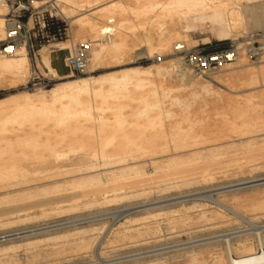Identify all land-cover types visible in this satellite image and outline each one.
I'll return each mask as SVG.
<instances>
[{"label":"bare ground","instance_id":"bare-ground-1","mask_svg":"<svg viewBox=\"0 0 264 264\" xmlns=\"http://www.w3.org/2000/svg\"><path fill=\"white\" fill-rule=\"evenodd\" d=\"M0 7L6 6L0 4ZM56 8L64 18L74 24L77 37L87 36L92 42L90 64L94 66L108 58L118 60L124 55L133 54L141 47L150 55L169 53L177 43L191 49L188 47L191 39L188 32L197 25L208 23L210 27L217 29V36L223 39H236L247 23L264 28V0H56ZM6 11L0 8V40L5 34ZM201 41L208 42L209 39L202 38ZM55 48L54 52L60 53L68 48V43L59 42ZM13 56L9 58L3 53L0 54V88L4 85L14 87L13 83L22 77L24 79L29 71L24 45L18 48ZM42 60L58 79L69 76L62 74L66 68V59L65 63L59 62L57 65L53 63L51 54L43 52ZM239 63L237 60V66L233 67L241 68ZM169 65L182 67L180 59H172ZM166 72L161 66L130 67L121 70L120 74L78 77L59 82L61 84L58 83L51 89L22 92L9 100H0V188L29 182L32 180L30 175L37 171V166L50 164L57 165L58 168L55 173L52 172L53 175L73 177L67 182L70 188H86L82 191L63 193L65 184H57L34 193L26 191L20 194L18 191L17 194L10 195L8 191L1 199L3 202H16L20 198L29 200L21 208L16 205L8 209L3 208L0 216L35 207L43 212L42 207L45 205H54V209L65 207L74 211L80 204L89 206L100 202L108 203L126 198L127 194L144 192L147 182L141 178L144 170L140 163L146 160L164 169V177L176 175L156 182L171 179L186 182L198 178L207 181L213 178L219 171L214 168L218 162L216 150H207L206 159L201 163L192 155L185 156L186 158L176 156L179 151L185 149L195 150L208 140L209 131L219 130L216 125L210 126L208 107L206 110L209 101L203 96L205 92L209 95L212 90L208 84H202L201 91L195 89L187 96L181 97L166 85ZM223 77H227L231 82L241 81L250 85L260 80L264 86V66L258 70L247 68L228 72ZM240 98L227 100L215 115L221 119L220 122L224 126L238 134L261 133L264 131V91L259 92L257 96L249 94ZM215 104L212 103V108ZM224 136L225 134H217L214 138L222 139ZM71 156H75L77 161L71 163L70 168L60 170L63 162L69 161ZM164 156L168 158L159 160ZM262 179L264 177L252 178L230 186ZM215 193L219 194L220 191ZM40 195L46 196L42 199L35 198ZM213 195L214 193H209L204 198L218 209L238 217L247 226L225 234L185 241L177 246L169 245L165 247L167 252L198 246L205 248L213 243L223 242L225 252L209 254V259L200 252L188 250L186 264H204L208 260L209 264H264V224L254 222ZM256 197H251L247 202L245 200L242 207L264 210V198ZM182 201L185 200L144 204L147 206L134 212L140 211L150 215L153 209L173 203L179 204ZM44 213L46 214L45 211ZM129 213L131 212L121 210L75 217V221L73 219L66 227L61 228L67 229L65 232L26 240L23 245L36 246L67 237L75 238L84 230L68 229L78 228L80 223L96 225L89 229L97 230L96 221L105 219L106 215L110 214L115 220ZM170 213L172 214V211ZM13 222L7 221L1 225ZM110 227L112 226L107 229ZM25 230L28 232L20 237L28 238L50 229L35 226ZM251 236L254 244L250 241ZM20 245L21 243L1 246L0 264H8L2 260H8ZM259 248L262 251H259ZM151 251L154 250L105 259L98 255L95 246L93 264L122 263L165 252L160 250L150 253ZM156 263L155 260H147L134 264Z\"/></svg>","mask_w":264,"mask_h":264},{"label":"rangeland","instance_id":"rangeland-1","mask_svg":"<svg viewBox=\"0 0 264 264\" xmlns=\"http://www.w3.org/2000/svg\"><path fill=\"white\" fill-rule=\"evenodd\" d=\"M235 5L239 6L237 3H235ZM0 8L6 11V7ZM52 13L53 15H56V18L53 19L62 25L61 31L57 32L54 38H47L44 32L40 33L37 30H35V34L32 33L31 41L25 46L26 56L29 63V71L24 79L22 77L20 79L21 81L18 80L19 82L16 81L13 83L14 87L9 88L7 87L8 85L1 87L0 100H9L18 96L22 92H37L39 90L51 89L52 87L58 85L59 82L62 83L66 80L78 77L120 74L121 70L130 67L149 68L161 66L163 70H167L165 74V81L167 82L166 85L169 86V88H172V91L174 90V93L181 97L187 96L192 90H200V86H202V84H208L211 88L213 93L209 92L208 95V93L205 92L203 96H205V99L209 101L208 105H206V110L207 107L208 110H211L212 103L213 105L216 103L211 110L212 112L208 110L207 112L211 117H209L210 126L214 127L216 125L215 127L219 130L217 132L209 131L208 140L199 145V147L195 150L186 151L185 149L184 151H179L176 156L186 158L192 155L198 158V161L201 163L206 159L207 150L214 149L218 154V162L214 165V168H216L215 171H219L216 172L213 178L207 181H202L198 178L196 180L186 182H176L177 179H171L166 182H156L167 177H175L176 175H168L167 177H164V169H160L156 165L151 164V161L146 160L140 163L141 168L144 170V174L141 178H144L146 180L144 181L147 182V184L144 185L146 187L144 191L145 193L135 192L133 194H127L128 197L126 198L108 203H95L97 205L92 204L85 206L80 204L74 211L67 210L65 207L61 209H54V205H49L50 207L45 205L42 208H44L46 214L44 211H40V208L35 207L26 211L16 212L12 215L7 214L0 216V233H5L10 231H21L27 228L30 229L35 226L40 227L41 225L51 224L56 221L72 219L75 217L79 218L80 216L85 217L94 214L96 215L98 213L100 214L121 210L131 212L124 217L115 219L114 221H112V217L109 216L110 214L106 215L105 219L96 221L95 223L97 224L99 230H90L89 228L96 225H87L88 223H80L77 225L80 227L75 229L69 227L71 228L68 229L70 231L84 230L79 236H75V238L67 237L54 242H49L47 244L43 242V244L40 243L36 246L23 245L26 240L65 232L67 229L64 228V230L57 229V231L56 229H50L47 231L48 234L47 232H44L28 238L19 237L18 239L15 238L6 242H1L0 247L9 244L21 243L20 247L17 248V251L13 253L11 257L7 258L8 260L3 259V262L6 261L8 264H89L95 260V246H97V252L100 257L109 259L139 253L146 250L150 251V249L159 248L176 242L183 243L193 239L225 234L247 226L246 223L238 217L236 218L234 215L218 209V207H216L212 202L204 198V196L209 193H214V198L221 200L229 206H233L244 216L253 219L254 222L264 223V210H250L249 208L242 207L245 200L247 202L251 199V197L255 198L257 196L256 198H258L260 196L259 198H264V183L261 184V181L258 180L259 182L252 181L230 186L231 184L243 182L252 178L264 177V131L261 133L255 132L256 134H238L237 132H233L224 126L222 122H220L221 119L215 115V112L220 111V107H222L221 105H225L227 100H238L240 97L243 98V96L245 97L249 94H255L257 96L259 92L264 91V86L261 85L260 80H257V83L250 85L241 81L231 82L227 79V77L222 78V76L228 72H236L247 68L258 70L259 67L264 66V55H262L260 60L254 61L249 59V57L245 54L241 53L237 59L240 61L238 65H240L241 68L236 69V67H233L237 66L236 60L233 63L226 64L220 68L207 71L201 77L193 76L190 73L189 69L183 62V54L176 51L175 48H172L169 53H154L150 55L146 52V50H144V47H141L139 50H136L135 53H130L128 55H124L122 58H119L120 60L108 58L101 64L94 66L90 64V47L92 44L90 39L87 36L77 37L75 35L74 24L71 23L69 19L64 18L58 10H53ZM192 30L188 32L189 39L191 38L188 47L211 50L225 45H244L251 35L264 30V28L255 27L254 24L247 23L244 31H242L244 33L241 32L239 34L240 36L238 35L236 39H223L218 37L217 29L210 27L208 23L202 26L197 25ZM47 33L52 35V31H49L48 29ZM4 36L5 34L2 39ZM202 38H208L209 41L202 42ZM194 40H196V42H193ZM63 41L68 43V48L60 53H55V45ZM103 41H105L104 38ZM79 43H88L90 45L88 50V69L84 74H78L72 71L64 61L70 53L69 49ZM176 45H178V43ZM43 52L44 54H51L53 63L57 65L59 62L65 63L66 68L62 71V74H69V76L63 79H58L54 76L42 60ZM7 57L10 58L14 56L7 55ZM172 59H180L182 67L170 66L169 62ZM226 68L230 71H226ZM218 75L221 77L219 78ZM203 93L204 92H202V94ZM194 105H196V103H194ZM215 107L217 108L215 109ZM217 134H225V136L222 139H216L214 137ZM166 158H168V156H164V158H160L159 160H165ZM76 161L77 158L75 156H71L69 161H64L63 167L59 169L70 168L71 166L69 165L71 163H75ZM56 168L57 165L53 164L37 166V171L30 175V179L32 180L29 182L11 186L12 188H0V211L4 210L3 208L8 209L15 205L21 208L29 200L20 198V200L16 202H3L1 199L8 191L10 192V195H14L15 193L17 194L18 191L20 194L26 191L34 193L44 188H51L57 184H65V190L62 191L63 193H68V191L73 192V190L82 191L86 189L82 188L81 190V188H70L67 182L72 180L73 177L53 175V173L58 170V168ZM76 176L78 177V175ZM218 191H220V193L216 194L215 192ZM189 194L190 196H187ZM181 195L185 197H179ZM45 196L46 195H40L35 198L42 199ZM181 200L185 201H182L179 204L173 203L161 208L153 209L150 215L140 211H137L138 213L134 212V210L136 211L144 206H147L144 204H150L158 201L160 202L159 204H164ZM65 209L66 211H64ZM170 211H172V214ZM7 221L14 222L3 226L1 225V223H6ZM81 226L83 227L81 228ZM109 226L112 227L107 229ZM87 234L89 235L86 236ZM249 238L254 244L253 237L251 236ZM208 246H205V248L204 246L201 248L198 246V248L192 247L170 252H167V248L163 247V249H154V251L150 252H159L160 250L165 251L160 255H151L140 259L112 264H134L136 262L147 260H155V262H157L156 264H186L187 254H189L188 250L193 249L196 252H200L206 257V259H209V254L214 252H225V244L223 242H216ZM204 264H209V260L205 261Z\"/></svg>","mask_w":264,"mask_h":264},{"label":"built area","instance_id":"built-area-1","mask_svg":"<svg viewBox=\"0 0 264 264\" xmlns=\"http://www.w3.org/2000/svg\"><path fill=\"white\" fill-rule=\"evenodd\" d=\"M35 3H37V5H35ZM0 4L5 5L7 9L4 15L5 36L0 40V52L4 55H14L18 48L22 45L26 46L27 43L31 41L32 33L35 34V30L40 33L44 32L47 38L55 37L56 33L49 35L47 29L54 21H56L53 19L56 18V15H53L52 13L53 10H57L56 0H0ZM89 47L90 45L88 43H79L71 48L70 53L66 58V65L72 71L78 74H84L87 72L89 64ZM175 50L183 54V62L189 69L190 73L193 76L201 77L207 71L234 62L238 59L241 53L248 56L251 60H260L262 55H264V30L251 35L248 41L241 46L225 45L217 47L212 51H207L198 48L186 49L184 45L178 44L175 47ZM73 219L74 221L76 220V218L60 220L51 224L41 225L40 227L45 228V230L61 229L71 223L70 221ZM85 220L87 219L85 218ZM112 221H114V219H112ZM27 232L28 231L26 230H21L0 233V243L19 238ZM178 244H182V242H176L170 245L177 246ZM166 246H161L159 248ZM159 248H153L150 250ZM259 251H262V249L259 248ZM94 262L89 264H93Z\"/></svg>","mask_w":264,"mask_h":264},{"label":"trees","instance_id":"trees-1","mask_svg":"<svg viewBox=\"0 0 264 264\" xmlns=\"http://www.w3.org/2000/svg\"><path fill=\"white\" fill-rule=\"evenodd\" d=\"M61 26L57 21H54L49 27L48 30L52 31V33H57L59 31H61ZM220 47V46H219ZM214 49L211 50H207V51H212Z\"/></svg>","mask_w":264,"mask_h":264},{"label":"water","instance_id":"water-1","mask_svg":"<svg viewBox=\"0 0 264 264\" xmlns=\"http://www.w3.org/2000/svg\"><path fill=\"white\" fill-rule=\"evenodd\" d=\"M259 181H261V182H264V179H262V180H259ZM259 181H258V182H259Z\"/></svg>","mask_w":264,"mask_h":264}]
</instances>
